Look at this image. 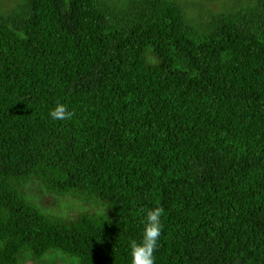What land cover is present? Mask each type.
Instances as JSON below:
<instances>
[{
    "label": "trees",
    "instance_id": "obj_1",
    "mask_svg": "<svg viewBox=\"0 0 264 264\" xmlns=\"http://www.w3.org/2000/svg\"><path fill=\"white\" fill-rule=\"evenodd\" d=\"M27 2L0 17V264H131L155 207L154 264H264V0L204 30L173 0Z\"/></svg>",
    "mask_w": 264,
    "mask_h": 264
},
{
    "label": "rangeland",
    "instance_id": "obj_2",
    "mask_svg": "<svg viewBox=\"0 0 264 264\" xmlns=\"http://www.w3.org/2000/svg\"><path fill=\"white\" fill-rule=\"evenodd\" d=\"M179 3L184 11L187 21L204 30L214 17L227 15L235 11L238 0H173ZM107 7L117 17L131 20L136 16H142L150 9H156L162 0H105ZM29 5L27 0H0V17L23 19L27 14ZM32 201L37 203L46 212L62 210L66 206L62 200L46 191L45 187L34 182L27 188ZM24 264H42L35 261H27ZM45 264H65L62 260L47 261Z\"/></svg>",
    "mask_w": 264,
    "mask_h": 264
},
{
    "label": "clouds",
    "instance_id": "obj_3",
    "mask_svg": "<svg viewBox=\"0 0 264 264\" xmlns=\"http://www.w3.org/2000/svg\"><path fill=\"white\" fill-rule=\"evenodd\" d=\"M49 115L53 120L64 121L71 119L74 113L69 111L66 105L57 103L50 110ZM163 212L162 207H155L147 212L141 242L138 243L135 239L129 242L131 264H154V252L158 247L162 232L161 217Z\"/></svg>",
    "mask_w": 264,
    "mask_h": 264
}]
</instances>
